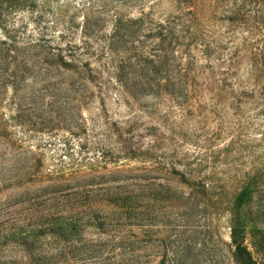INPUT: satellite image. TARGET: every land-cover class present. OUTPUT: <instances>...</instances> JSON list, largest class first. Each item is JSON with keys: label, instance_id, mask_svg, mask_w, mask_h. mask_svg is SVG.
Wrapping results in <instances>:
<instances>
[{"label": "rangeland", "instance_id": "obj_1", "mask_svg": "<svg viewBox=\"0 0 264 264\" xmlns=\"http://www.w3.org/2000/svg\"><path fill=\"white\" fill-rule=\"evenodd\" d=\"M0 264H264V0H0Z\"/></svg>", "mask_w": 264, "mask_h": 264}, {"label": "trees", "instance_id": "obj_2", "mask_svg": "<svg viewBox=\"0 0 264 264\" xmlns=\"http://www.w3.org/2000/svg\"><path fill=\"white\" fill-rule=\"evenodd\" d=\"M130 93H131V91H130Z\"/></svg>", "mask_w": 264, "mask_h": 264}]
</instances>
